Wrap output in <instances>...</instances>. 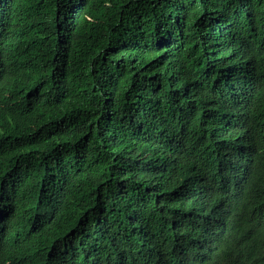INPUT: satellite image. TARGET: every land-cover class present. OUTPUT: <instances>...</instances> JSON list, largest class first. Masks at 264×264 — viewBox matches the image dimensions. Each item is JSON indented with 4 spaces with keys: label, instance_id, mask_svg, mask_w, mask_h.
<instances>
[{
    "label": "trees",
    "instance_id": "obj_1",
    "mask_svg": "<svg viewBox=\"0 0 264 264\" xmlns=\"http://www.w3.org/2000/svg\"><path fill=\"white\" fill-rule=\"evenodd\" d=\"M0 264H264V0H0Z\"/></svg>",
    "mask_w": 264,
    "mask_h": 264
}]
</instances>
